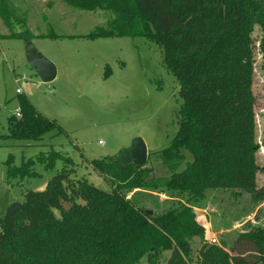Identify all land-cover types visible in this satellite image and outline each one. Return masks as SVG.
Segmentation results:
<instances>
[{"label": "trees", "instance_id": "1", "mask_svg": "<svg viewBox=\"0 0 264 264\" xmlns=\"http://www.w3.org/2000/svg\"><path fill=\"white\" fill-rule=\"evenodd\" d=\"M62 1L74 9L113 15L82 38L141 37L161 49L182 105L169 146L151 155L175 166L166 177L153 176L151 169L133 176L134 169L144 167L94 160L92 168L111 183L112 190L105 192L86 180H72L69 158L40 155L36 161L46 169L56 158L63 159L65 168L45 190L28 191L23 202L7 207L0 224V264H141L143 259L158 264L164 252H170L166 264H264V226L247 224L231 245H216L205 240L204 225L194 212V204L210 191L248 194L254 204L264 200V189L257 187L253 93L255 53L264 72V0ZM0 19L8 30L0 39L36 38L25 29L13 0H0ZM38 37L59 36L49 32ZM18 109L21 117L9 118V135L3 138L36 142L55 127L26 99ZM185 153L192 162L179 172L176 166ZM7 165L10 179L36 175L33 160L20 167L9 160ZM147 188L162 189L168 197L163 202L172 203L160 205ZM61 201L71 209L64 211ZM194 238L200 248L193 262Z\"/></svg>", "mask_w": 264, "mask_h": 264}, {"label": "rangeland", "instance_id": "2", "mask_svg": "<svg viewBox=\"0 0 264 264\" xmlns=\"http://www.w3.org/2000/svg\"><path fill=\"white\" fill-rule=\"evenodd\" d=\"M16 2L21 13H27L23 18L25 29L36 36L49 32L59 36L31 41L54 64L57 73L53 81L42 82L26 60L25 41L0 39V224L11 203L23 202L28 191L45 190L49 181L65 168L63 159L56 158L54 165L46 169L36 161L40 155L54 152L69 158L72 180H86L109 192L112 188L108 177L99 175L91 162L113 157L140 137L147 147V163L144 169H134L133 176L151 169L153 176L166 177L175 165L167 167L161 157L151 154L167 148L176 134L182 99L175 76L163 65L161 49L141 37L80 38L111 21V13L105 10L74 9L62 0ZM2 27L0 33L6 34L7 29ZM256 31L257 28L254 38ZM15 32H19L17 27ZM260 58L255 53L253 93L259 145L257 187L264 189V72ZM21 99L28 100L39 114L55 124L40 141L3 138L9 135L8 120L15 116ZM9 160L14 167L33 160L36 175L10 179ZM191 162V155L185 153L177 171H183ZM147 189L160 205L172 203L163 202L168 197L159 192L162 189ZM137 190L128 192L127 198ZM180 199L186 202V197ZM194 207H198L194 212L200 223L202 216L207 219L205 240L216 245L221 241L231 245L239 233L248 229L247 224L264 226V200L254 204L248 194L234 196L230 191H210ZM191 248L194 262L200 248L198 238L191 241ZM169 256L170 252H164L158 264H166ZM141 264H146L145 259Z\"/></svg>", "mask_w": 264, "mask_h": 264}, {"label": "water", "instance_id": "3", "mask_svg": "<svg viewBox=\"0 0 264 264\" xmlns=\"http://www.w3.org/2000/svg\"><path fill=\"white\" fill-rule=\"evenodd\" d=\"M25 49L26 60L35 70L39 79L44 83L53 81L57 73L54 64L43 57L32 45L31 41H25ZM147 157V147L144 141L140 137H137L131 141L129 147L118 151L111 157V160L120 167L127 168L133 165H145ZM60 206L66 212L71 209V206L67 205L65 201H61Z\"/></svg>", "mask_w": 264, "mask_h": 264}, {"label": "crops", "instance_id": "4", "mask_svg": "<svg viewBox=\"0 0 264 264\" xmlns=\"http://www.w3.org/2000/svg\"><path fill=\"white\" fill-rule=\"evenodd\" d=\"M16 1H18V0H13V4H14V6H16V7H18L19 8V5L17 4V2ZM20 11H21V9H20ZM22 14V16H23V18H25L26 19V16H27V13L26 12H23V13H21ZM112 15V14H111ZM112 19H113V15H112ZM111 19V20H112ZM26 21V20H25ZM108 23V22H107ZM2 26H4V24H3V22H2V20L0 19V29H2L3 27ZM5 27V26H4ZM6 28V27H5ZM7 29V28H6ZM30 31V30H29ZM8 34V30H6V34H1L0 33V35H7ZM36 36V35H35ZM39 35H37L36 37H38ZM84 36V35H83ZM80 38H82V36H80ZM85 39V38H84ZM202 224L204 225V226H206V224H208V222H207V219L206 218H204L203 216H202Z\"/></svg>", "mask_w": 264, "mask_h": 264}, {"label": "built area", "instance_id": "5", "mask_svg": "<svg viewBox=\"0 0 264 264\" xmlns=\"http://www.w3.org/2000/svg\"><path fill=\"white\" fill-rule=\"evenodd\" d=\"M15 117L16 118H20L21 117V113H20V110L19 109H16V111H15Z\"/></svg>", "mask_w": 264, "mask_h": 264}]
</instances>
